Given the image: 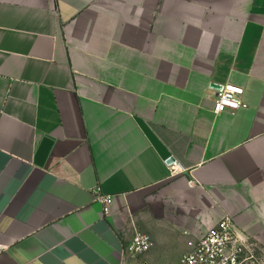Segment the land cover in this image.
Here are the masks:
<instances>
[{"label":"crops","instance_id":"obj_1","mask_svg":"<svg viewBox=\"0 0 264 264\" xmlns=\"http://www.w3.org/2000/svg\"><path fill=\"white\" fill-rule=\"evenodd\" d=\"M225 83L247 107L215 114ZM225 215L264 249V0H0V264H126Z\"/></svg>","mask_w":264,"mask_h":264},{"label":"built area","instance_id":"obj_2","mask_svg":"<svg viewBox=\"0 0 264 264\" xmlns=\"http://www.w3.org/2000/svg\"><path fill=\"white\" fill-rule=\"evenodd\" d=\"M218 86L220 88L217 89L212 108L215 114L247 107L242 100L244 89L241 86L233 83ZM169 168L171 173L180 170L175 162L170 163ZM98 198L105 201L101 195ZM153 244L149 235L135 233L125 247L126 264H147L140 261L139 256L150 251ZM188 244L190 249L181 255V264H264V254L259 245L239 231L228 215Z\"/></svg>","mask_w":264,"mask_h":264},{"label":"rangeland","instance_id":"obj_3","mask_svg":"<svg viewBox=\"0 0 264 264\" xmlns=\"http://www.w3.org/2000/svg\"><path fill=\"white\" fill-rule=\"evenodd\" d=\"M162 245L163 247H161ZM187 246V249L182 248L179 238L177 235H174L171 239L167 238L166 241L163 244L158 245V247L153 245L150 251L139 256V260L146 263L148 262L147 264H181L179 258L183 252L190 249L188 243ZM261 250V253L264 254V249L261 248Z\"/></svg>","mask_w":264,"mask_h":264},{"label":"water","instance_id":"obj_4","mask_svg":"<svg viewBox=\"0 0 264 264\" xmlns=\"http://www.w3.org/2000/svg\"><path fill=\"white\" fill-rule=\"evenodd\" d=\"M218 88H220V87L218 86ZM173 161H174V159H173L172 157H170V158L167 160L168 163H171V162H173Z\"/></svg>","mask_w":264,"mask_h":264}]
</instances>
